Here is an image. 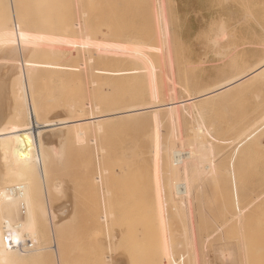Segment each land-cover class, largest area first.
<instances>
[{"label":"rangeland","instance_id":"1","mask_svg":"<svg viewBox=\"0 0 264 264\" xmlns=\"http://www.w3.org/2000/svg\"><path fill=\"white\" fill-rule=\"evenodd\" d=\"M10 8L20 25L14 40L4 34ZM16 40L21 61L12 57ZM263 60L264 0H0V129L17 127L8 87L22 70L38 123L110 116L100 128L42 134L45 179H33L32 198L46 250L17 264H264V69L199 97ZM190 96L177 117L119 115ZM4 144L0 177L21 169L16 144ZM176 153L185 168L167 166ZM183 185L187 196L176 194ZM46 207L57 214L52 223L41 216ZM21 208L10 222L25 220Z\"/></svg>","mask_w":264,"mask_h":264},{"label":"bare ground","instance_id":"2","mask_svg":"<svg viewBox=\"0 0 264 264\" xmlns=\"http://www.w3.org/2000/svg\"><path fill=\"white\" fill-rule=\"evenodd\" d=\"M155 1H156L157 4H162V2H163V0H155ZM10 9L12 11L11 12L12 13V15H11L12 16L11 27L9 28V31L8 32H7V29L5 27H4L5 31L4 30L3 31H4V34L5 35L11 34L13 36L12 37V40H14V39L18 38V34L20 33V25L15 20V14H14L13 8H10ZM159 18H162V17L160 16ZM250 18H252V17H250ZM162 20H163V18H162ZM78 26H79V24L77 23L76 24V28ZM161 28H163V27H160V30H161ZM161 36H160V38H162V40H163L162 45H163L164 49L167 52L166 53L165 60H167V62H168L169 71H170V69L172 68V65H171L172 63L170 61V59H171L170 58L171 57L170 56L171 53H169L170 52L169 51L170 48H169V44H168L169 41L167 40L168 37L166 35V32H161ZM223 36H222V39L225 38ZM14 50L15 51L13 52V56H12L13 59L14 60L21 61L23 59L25 50H24V47L22 46V44L20 43L19 40H16V48ZM160 53H161V51H160ZM160 53H159V55H160ZM161 59L162 58H160V60ZM89 62L90 61H88V63ZM161 63H162V61H161ZM80 67L82 69H85L84 68L85 66L83 64H81ZM70 69H71V67H70ZM263 69H264V60H263V63H262L261 66L258 65V67L256 69H254L253 71L249 72L248 74H246L244 76H241L240 78H238L236 80H233L232 82H229L225 86H219V85H217L218 88H217V86H215L217 89L214 87L215 89H213V91L207 92L206 94L204 93L203 95H200L199 97L201 98V96H206V95L209 96V94L211 95L214 92L215 93L217 91L219 92L221 90H224L227 87L229 88L232 85H235V83L241 82L242 80L246 79L250 75H254L256 73L258 74ZM75 70H76L75 72H78L79 71V69H75ZM170 72L168 74H171L172 73V72L171 73ZM71 73H72V71H71ZM101 73L102 74H101L100 77H107L104 72H101ZM170 76H172V75H169V77ZM18 77H20L21 80L19 79L18 80L19 82H15L14 84L12 83L13 86L11 84V86L9 85V87H8L9 89L11 88L10 90H8V92H10V93H8V95L10 94L9 96L12 98L11 100L9 99L10 102L12 101L11 102V106H10L11 107V112L10 113H11V116H12L11 119L13 121L12 123H14L15 126L17 125V127H14L13 126L11 128V126H10L8 129H5V130L4 129H0V145H3L4 143H10V142H12V144L13 143L16 144V146H17L16 148H17V151H18L19 159H20V166H21V169L18 172L13 171L12 169H10L11 171L8 170L9 172H6V169H5L4 172L2 171L1 177H0V225H1L0 226V264H17L20 260H22L26 256H29V255H32V254L33 255L34 254L37 255L38 253L43 252V251L46 250V248L39 247L40 240H41L40 230H39L40 229L39 228L40 226H39V223H38L37 218H36V213L39 210L37 209L38 207L35 206V204H36L34 202L35 199L33 200V198H32V194L34 193V189L32 188L33 187L32 186L33 179L37 180L38 177L41 180L42 179H45L44 178V175H45V171H46V168H45V166H46L45 165V163H46L45 162L46 161V155H45V150H44L45 144H43V141H42V139H43L42 136L44 135L43 133L52 132L53 131V133L46 135V137L47 136L51 137L50 135H52V134H56V133L61 134L62 133L61 131H63V129L65 127H79V126L84 125V124L92 125L94 128L95 127L96 128H100V125L98 123L101 122L102 120L108 118V117L110 118V116H92V117L90 116L89 118L83 119V120L82 119L74 120V121H66V120L65 121L64 120L63 121H60L59 120L60 122H56L55 123L54 120H51V117H47L48 119L50 118V121L51 122L54 121L55 124H49V125H47V124H40L37 121V119H38L37 107H35L34 103H32V101H31L30 89L32 90V88H31V86H30V88L28 87V76L22 70L21 74H19ZM254 77H256V76L254 75ZM92 86H94V85H91V87ZM186 91H187V89H186ZM173 92H175V91L174 90H171L170 91V94H173ZM190 98H191V96H190ZM195 98L198 99V96H196ZM193 99L191 98V99H189L187 101L185 100L186 102L185 101H183V102L181 101L179 103H177V102H175V103L172 102L171 103V101H170L171 99H170L168 101V104H165V105H160L159 104V106H157V104H156V105H154L152 107L149 106L150 108H140V109L137 108L135 110H130V111H127L126 110L127 112H123L122 111V113H119V115L120 116H121V114H129V115L131 114L132 115V113L134 115H136L137 113L142 112V111H146V110H148V111H150V110L156 111V110H160V109H167V110H169V113H170V111H173V114L175 113L174 116H176L177 115L176 112H178V110H176L177 107L183 106L185 103H188V102L191 103V101L193 102ZM7 101H8V99H7ZM169 102H170V104H169ZM70 108L73 110V106H70ZM85 108H87L86 105H85ZM189 108H190V106H189ZM6 109L8 110V108H6ZM96 111L98 112V109ZM79 112H82V110H80ZM67 114H68V112H67ZM50 115L52 116V114H50ZM90 115H91V113H90ZM71 116H73V114ZM114 116H116V114ZM7 117H9V115ZM52 117H54V116H52ZM57 117L59 118L60 116L58 115ZM57 117H55V119H58ZM6 121H7V119H6ZM9 121H10V119H9ZM10 123H11V121L8 122V124H10ZM8 124H6V125H8ZM201 127L199 129H202ZM259 128H264V122H262V124H260V127ZM75 129H76L75 130L76 131V135L75 136L82 137L84 135L83 131H80L77 128H75ZM54 131H56V132H54ZM178 132L180 133L179 134V136H180L181 135L180 129H179ZM184 133H186V132H184ZM204 134H206V133H204ZM204 134L201 133V136L204 135ZM175 136H174V138H176ZM196 136H198V138H199V135H196ZM204 137L205 136H203V138ZM179 138L182 139V137H179ZM185 138H187V137H185ZM190 139H191V137H190ZM200 139H199V141H201ZM206 139H203V140H206ZM183 141H181L180 143H182ZM206 143H209V141H207ZM198 144H199V142L196 144L197 145L196 147H200V146H198ZM4 145L8 146L9 144L8 145L7 144H4ZM193 145H194V143H193ZM207 145L211 146V144H207ZM184 146H185V144H184ZM209 146L208 147L206 146V147L209 148ZM194 147H195V145H194ZM191 148H189V149H191ZM205 148L203 147V149H205ZM199 149H197V150H199ZM3 150H6V147ZM194 152L195 151L191 150L190 156H189L190 159H192V157L194 156ZM2 154L8 155L6 153V151H3ZM7 158H9V156H7ZM0 159H1L0 160V164H1L3 162L2 160H4L5 158L2 156ZM10 160H12V158H10L9 161ZM14 161L16 163L15 164H12V165L10 164L11 166H14V165L17 166L16 164L18 162L16 161V159L15 160L13 159V162L12 163H14ZM170 162H172V164H169ZM178 164H181V166H183V168H185V165H184L185 163L183 162V160H181L179 153H176V154H174L173 160L172 161L171 160L168 161L167 166L170 167L169 165H173L174 167H176V166H178ZM18 166H19V164H18ZM173 166H171L170 170L173 169L172 168ZM8 167H9V165H8ZM9 168H11V167H9ZM16 169H18V168H16ZM176 169H177V167H176ZM173 171H175V170L173 169ZM184 171H185V169H184ZM44 184H45V182H44ZM44 184L42 186H44ZM43 189H44L43 191L45 192L46 191V188L43 187ZM186 189L187 188L184 185L182 187L181 186H177L175 188L176 194L177 195H181V194L183 195V194H185L187 196L188 195V191H187V194H186ZM188 205H190V204H188ZM21 207L24 209L23 210L24 211L23 215H25V220L15 221L13 223L10 222L9 220L16 215L18 209L21 208ZM190 207L191 206H189V211H190ZM48 208L46 210L47 214H46V212L44 214L41 213V216L47 217L49 219V222L52 223L53 222L52 219L54 220L55 215H57V214L55 212L52 213L50 210H48ZM189 213L191 214L192 212H189ZM190 221H191V219H190ZM16 245H18V247H16ZM20 245H21V247H19ZM55 247H56V245H55Z\"/></svg>","mask_w":264,"mask_h":264},{"label":"crops","instance_id":"3","mask_svg":"<svg viewBox=\"0 0 264 264\" xmlns=\"http://www.w3.org/2000/svg\"><path fill=\"white\" fill-rule=\"evenodd\" d=\"M236 252V251H235ZM236 256V254L235 253H233V255H230V257L231 258H233V257H235ZM212 264V263H211ZM213 264H216V262L215 263H213ZM225 264H232V261H229V262H226ZM238 264H247L245 261H243V260H240L239 262H238Z\"/></svg>","mask_w":264,"mask_h":264},{"label":"built area","instance_id":"4","mask_svg":"<svg viewBox=\"0 0 264 264\" xmlns=\"http://www.w3.org/2000/svg\"><path fill=\"white\" fill-rule=\"evenodd\" d=\"M16 247H18V245H16ZM19 247H21V245Z\"/></svg>","mask_w":264,"mask_h":264}]
</instances>
